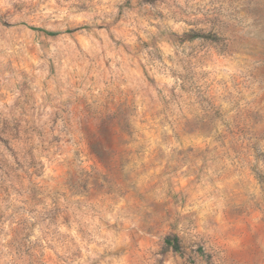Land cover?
Wrapping results in <instances>:
<instances>
[{
    "label": "clouds",
    "instance_id": "clouds-1",
    "mask_svg": "<svg viewBox=\"0 0 264 264\" xmlns=\"http://www.w3.org/2000/svg\"><path fill=\"white\" fill-rule=\"evenodd\" d=\"M0 264H264V0H0Z\"/></svg>",
    "mask_w": 264,
    "mask_h": 264
}]
</instances>
